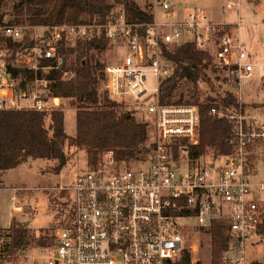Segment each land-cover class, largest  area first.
<instances>
[{
  "label": "built area",
  "instance_id": "2783aa9c",
  "mask_svg": "<svg viewBox=\"0 0 264 264\" xmlns=\"http://www.w3.org/2000/svg\"><path fill=\"white\" fill-rule=\"evenodd\" d=\"M108 1L112 7L103 20L94 14L54 25L23 27L0 10V110L58 109L62 98L55 87L75 76L78 43L105 39L123 46L124 55L106 65L101 77L96 73L98 98L105 91L126 93L141 107L147 100V128L154 131L140 165L116 160L108 151L107 161L76 175L67 216L53 233L54 251L45 264H171L185 249L181 220L187 218L206 231L212 221L220 222L228 236L224 264H248L247 241L263 236L264 178L251 177L250 156L253 146L264 143V122L250 115L239 97L242 79L252 76V54L237 38L243 19L237 13L231 20L227 12L238 11L242 0H224L214 13L142 0L153 5L147 22L128 19L121 2ZM184 42L209 53L238 103L209 109L231 123V135L206 152L194 149L199 105L159 97L161 82L174 70L163 49ZM148 77L153 87L147 86ZM10 201L11 211H22L14 194ZM10 241L8 228L0 226V264H13Z\"/></svg>",
  "mask_w": 264,
  "mask_h": 264
},
{
  "label": "trees",
  "instance_id": "16d2710c",
  "mask_svg": "<svg viewBox=\"0 0 264 264\" xmlns=\"http://www.w3.org/2000/svg\"><path fill=\"white\" fill-rule=\"evenodd\" d=\"M115 1L122 3L128 19L151 21L152 16L141 9L134 0ZM111 7L112 4L108 0H17L14 6L15 15L11 21L30 26L54 25L63 22L77 23L83 18H92L94 14L103 20ZM105 43L104 39L79 42L78 54L73 62L75 76L56 84V95L70 99V103L75 106L76 129L73 136L65 132L64 112L60 109L42 112L24 109L0 110L1 171L18 166L28 157L61 160L66 144L68 147L83 148L90 165L95 164L99 156L108 151L112 152L116 160L129 161L139 159L142 152L148 150L144 145L147 139V123L136 120L135 110L123 108L121 103L112 100L107 94H104L101 100L97 96L96 84L103 74V64L94 59L100 50L105 49ZM163 53L174 63V70L172 75L160 84L161 100L171 95L180 79L194 83H197L198 79H206L199 74L198 65H205L209 58L205 52L195 49L191 42L170 45L167 50L163 49ZM215 100H219L215 104L220 105L222 109L238 105L231 92L201 100L198 104L201 114L199 143L194 148L197 151L214 148L231 135V123L227 119L209 114ZM60 169L61 164H58L55 170L58 172ZM12 224L8 228L11 235V256L23 244L26 233L23 226ZM259 230L264 234V224ZM207 231L211 237L209 264H224L228 236L223 225L214 220ZM40 242L45 243L42 240ZM171 264H192L189 252L183 251L181 257L173 260Z\"/></svg>",
  "mask_w": 264,
  "mask_h": 264
},
{
  "label": "rangeland",
  "instance_id": "374dc122",
  "mask_svg": "<svg viewBox=\"0 0 264 264\" xmlns=\"http://www.w3.org/2000/svg\"><path fill=\"white\" fill-rule=\"evenodd\" d=\"M176 10L213 12L210 8L209 0H168ZM17 0H0V10L4 19L11 21L14 17V6ZM135 2V0H134ZM137 5L145 12L152 14L153 5L144 3L142 0H136ZM21 26H29L26 23H17ZM243 24V23H242ZM29 38V33H26ZM105 49L100 50L96 54L97 61L103 64V68L108 64L119 63L124 55V47L112 44L105 40ZM243 43V42H242ZM195 47V46H194ZM195 49H197L195 47ZM203 51L201 49H197ZM246 50L253 54L250 61L253 64L254 71L250 78L242 79L241 98L246 105L247 112L264 121V87H261V78L264 79V61L257 58L254 50L246 44ZM209 62L205 61V65L199 64V74L206 78L205 80L198 79L197 83L193 81L180 79L175 86V89L170 96L165 99L177 100V102L199 104L201 100L209 96L218 95L224 96L227 92L233 93V88L224 78V72L213 66V61L208 52ZM205 54V55H206ZM213 55V52L212 54ZM75 61V60H74ZM72 61V62H74ZM209 80V81H208ZM264 81V80H263ZM147 86L153 87V79L148 77ZM100 93L99 99L103 96ZM109 96L112 100L123 105L125 109L135 110L134 116L139 122H151V116L143 109L146 101H141L143 107L137 106L133 98L126 94L117 96ZM101 98V99H102ZM100 99V100H101ZM99 100V101H100ZM219 100L213 101V104ZM60 110L64 112L65 132L69 136L75 134V106L70 103V99L62 98ZM46 126L48 121L46 120ZM147 128V127H146ZM154 137V131L147 128V139L145 147L148 148L150 138ZM255 159L251 163V177L254 180L264 178V143L255 145ZM212 148L208 147L201 151H208ZM148 151V150H147ZM147 151L142 152L139 159H131L127 161L129 165H140L147 155ZM107 161V157L99 156L95 164H89L86 151L79 147H68L67 144L63 147V155L61 160L28 157L18 166L0 172V226L9 228L14 226H23L26 229L25 240L19 250L12 256L13 264H45L53 248V233L65 220L69 209V198L71 196L70 186L76 175L83 169L98 167L103 162ZM61 164L60 171H56L55 167ZM13 187L18 190L13 193ZM16 196V204L23 207L22 211H11L10 196ZM27 222V223H24ZM184 223L183 232L185 233V244L183 251L187 250L190 254L192 264H209L211 261V237L208 231L198 229L194 218L181 220ZM17 228V227H16ZM38 233V236H37ZM251 239H254L252 237ZM44 241L42 244L40 241ZM182 251V253H183ZM181 253V254H182ZM177 257L176 259L180 258ZM246 257L248 264H264V234L258 241H247ZM175 259V260H176Z\"/></svg>",
  "mask_w": 264,
  "mask_h": 264
},
{
  "label": "crops",
  "instance_id": "0c3cea01",
  "mask_svg": "<svg viewBox=\"0 0 264 264\" xmlns=\"http://www.w3.org/2000/svg\"><path fill=\"white\" fill-rule=\"evenodd\" d=\"M209 1L211 4L210 8L213 9L214 12L221 10L222 8L221 6L223 5L224 2V0H209ZM237 13L243 19V24L236 29L237 38L241 42H243L245 47L246 44H248V46L252 48V50H254L255 54L257 55V58H259L261 61H264V0H242L239 10L228 11L227 15L229 16V19L232 20L236 18ZM253 71H254V67H253ZM259 78H261V84H262L261 87H264L263 77L260 76ZM241 90L242 87L239 91V97L242 100ZM261 103H264V100ZM255 150L256 149L253 146L251 149V156H250L252 163L255 159Z\"/></svg>",
  "mask_w": 264,
  "mask_h": 264
}]
</instances>
